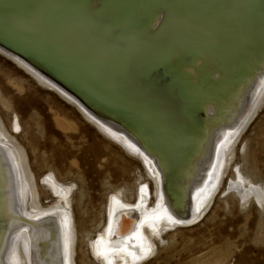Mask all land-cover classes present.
Returning a JSON list of instances; mask_svg holds the SVG:
<instances>
[{"label": "bare ground", "instance_id": "obj_1", "mask_svg": "<svg viewBox=\"0 0 264 264\" xmlns=\"http://www.w3.org/2000/svg\"><path fill=\"white\" fill-rule=\"evenodd\" d=\"M2 1L1 12L14 14L16 5H5L7 0ZM88 1L87 12L93 15L103 0ZM106 1L116 4L114 0ZM164 1L166 5L175 1L185 11H172L170 22L155 38L143 39L138 32L132 34L126 53L114 60L99 50L101 36L77 14H71L72 10L70 14L59 15L58 23L49 9L50 0L33 2L25 13L17 14L21 20L14 17L17 32L32 42L38 40L37 45L45 54L68 64V75L74 81L78 82L82 75L91 76L88 79L91 87L82 88L84 93L132 118H126L128 124H123L110 114L104 117L90 113L34 66L1 48L0 55L27 73L41 89L53 92L75 108L101 135L135 158L143 172L135 176L140 177L139 183L133 179L134 184L113 187L96 225L99 229L94 232L83 229L78 236L73 208L76 183L60 179L49 164L39 175L32 167L37 158L36 148L31 146L30 155L18 140L22 128L17 115L12 111L11 118L6 119L0 112V264H77L78 249L80 264H141L158 253L157 242L162 247V236L168 235V242L177 227L197 224L218 199L226 205L228 199H235L241 207L254 204L264 210V183L243 178L237 168L233 172L236 149L264 106V51L241 48L242 41L259 33L255 27L263 19L264 0ZM162 12L161 8L155 12L152 29L157 27ZM9 17L6 20L11 22L13 18ZM168 34V40L160 42ZM198 40L213 45H194ZM111 43L113 49L117 48L116 42ZM170 43L178 44L169 53L171 61L177 62L190 52V61L181 62L176 73L193 81H198L202 73L224 80L220 91L204 88L205 93H201L205 100L200 105L208 119L214 114L213 103L219 102L221 110L215 119H207L201 126L194 125L196 120L181 107L182 100L174 86L161 76L165 69L156 62L157 55L163 48L169 51L173 46ZM209 46L218 49L220 55L209 50ZM243 53L254 59L255 65L245 66L243 71L240 68V72L234 70L233 76L229 72L231 64L237 62V57L242 59ZM5 78L19 94L25 92L21 77ZM0 108L5 112L12 109L1 90ZM48 110L55 130L69 139L77 124L62 111L51 107ZM137 121L147 128L146 132H151L149 145L142 144L144 129ZM161 141L169 145H160ZM167 154L173 155L168 191L162 186L166 166L157 163L159 157ZM76 162L71 160V166L77 165ZM230 170L228 186L222 188ZM32 219L36 220L30 223ZM115 227L117 235H112ZM78 239L85 250L78 245ZM218 261L202 260L199 264Z\"/></svg>", "mask_w": 264, "mask_h": 264}, {"label": "rangeland", "instance_id": "obj_2", "mask_svg": "<svg viewBox=\"0 0 264 264\" xmlns=\"http://www.w3.org/2000/svg\"><path fill=\"white\" fill-rule=\"evenodd\" d=\"M6 75L21 77L25 92L19 94L8 85ZM0 90L9 99L12 108L8 112L0 108L2 116L9 119L13 111L22 128L18 140L26 146L28 153L31 146L36 148L37 158L32 162L33 169L40 175L49 168L47 166L49 164L60 179L76 183L73 208L78 236L83 234L81 231L83 229L98 230L99 227L96 225L101 220L106 196L111 193L109 191L115 186L134 184L133 179L139 183L140 177L135 176L139 171L143 172L142 166L118 144L88 124L75 108L53 92L41 89L27 73L1 55ZM50 107L66 113L77 124V130L70 134L69 139L55 130L48 110ZM263 107L244 133V138L238 150L236 149L233 163V172L237 168L236 171L243 178H251L262 183H264ZM29 154L31 155V152ZM72 158L77 161L78 167L71 166ZM68 170H71V173H67ZM231 172L232 170L227 172L222 188L228 186ZM227 203L226 205L220 199L216 200L213 208L211 207L212 210L210 209L197 224L177 227L178 230L168 242V235L162 236L160 240L163 243L162 247L157 242L158 248L160 247L158 253L141 264H199L202 260L215 259L219 260L217 264H264V210L260 211L254 204L241 207L235 199H228ZM77 243L85 250L80 239ZM80 256L81 251L78 249L77 264H80Z\"/></svg>", "mask_w": 264, "mask_h": 264}, {"label": "water", "instance_id": "obj_3", "mask_svg": "<svg viewBox=\"0 0 264 264\" xmlns=\"http://www.w3.org/2000/svg\"><path fill=\"white\" fill-rule=\"evenodd\" d=\"M50 1L52 4L50 5L49 9L57 16L56 21L58 23L60 21L59 17L62 16V13L68 12L70 14V11L72 10L71 14H77L78 17L83 19V21H86L87 24L91 26V28L96 34H99L98 36H101V39L99 40V50L108 54L106 55V57L109 56V58H112V60L118 59L126 53L127 45L132 34L138 32V34L141 35L143 39L155 38L159 35V32L163 28H165L164 26L168 22V18H170L172 11L177 10L179 13L185 11L184 7L179 6V4H177L175 1L171 5H166L164 0H157L152 4L150 3L151 0H114L116 4H110L106 0H103L100 6L92 15L87 12V6L89 2L88 0ZM2 2L3 1L0 0V7L3 8L4 3ZM6 2L7 4L5 5L10 4L11 6H16L14 9V14H8L7 12H1L0 10V48L14 56L20 57L23 61L37 68V70L43 76L47 77L51 82L60 86L69 94L74 96L80 102V104L90 113L96 112L99 116H104L107 113L118 119L119 122L123 124H128L127 119H130L132 117L120 112L119 108L113 107L103 100L97 101L94 98L90 97L88 94L84 93L82 88L87 89L89 86L91 87V82L88 81V79L91 78L90 75H82L78 78V82L74 81L72 76L70 74L68 75V64L45 54L44 51L37 45L39 43L38 40L32 42L27 37L17 32L15 27L16 20H14V17L21 20V18H19L17 14L19 15L22 12L25 13L26 7H29L31 4H33V2L38 4L40 0H34L33 2H30V0H7ZM159 8H161L163 12L161 13L157 27L155 29H152L151 23L153 21L155 12ZM30 10H32V8H30ZM9 16L13 18L11 22H8L6 20L10 18ZM255 30L259 32L257 34V37L242 41L241 48L244 50L249 48L257 49L260 52H263L264 16L260 23H258L257 27H255ZM62 33L64 34V32ZM168 36L169 34L161 37L160 42L168 40ZM237 41L239 42V40L235 39V42ZM104 42H106V45ZM111 42H116L117 48L113 49V47L111 46ZM206 43L213 45L212 42H206V40H198L197 42L195 41L193 44L203 47ZM170 44H173V46H171L172 48L170 47L169 51H165L163 48L159 50L161 52L157 55L156 62L159 65H162L165 69L162 72L161 76L163 75L165 77V80L174 86L182 100L181 104L183 106L181 107L184 110L189 111L192 114L193 118L196 120V124L194 125L201 126L204 122L206 123L208 119L204 114L202 106L200 105L205 100V97L203 98L201 93H205L204 88H209L217 92L220 91V87L223 84L224 80L221 79L220 76L212 77L211 75L209 76L207 73H202L198 81H193L194 79H192L191 77L181 76V74L176 73V69L178 68V65L181 62L190 61L188 57L190 52L184 53V55L179 57V61L177 62L171 61L169 53L175 47H177L178 44ZM188 44L190 45L192 44V42ZM208 49L213 50L215 53L220 55L219 50L215 47L209 46ZM110 54L112 56H110ZM236 59L237 62L231 64V67L229 69V72L233 76L234 70L236 72H240V68L241 71H243L244 68H246L247 66L252 68L255 65L254 59H252L248 55H245V53H243L242 59H239V57H237ZM196 93H198L199 95L197 96ZM218 104L219 102L213 103L214 114L208 120L212 121L213 119H215L218 111H221L219 110L220 106H218ZM177 116L178 115H175V118H177ZM130 122L132 123V120H130ZM137 122L140 124H138V126H142V128L144 129L141 136L142 144L145 146L149 145L148 137L150 138L152 136L151 132H146L147 128L143 126L139 121ZM133 127H135V129L140 133L137 125ZM153 137L156 136L153 135ZM159 144L166 146L169 145V142L165 141V143H163L161 141L159 142ZM172 157V154H167L166 156L159 157L157 160V163L159 165H163V167L166 166L165 169H167V171H165V173L162 175V186L163 189L167 191L169 188L168 183L170 180V172L172 173L173 171V168L169 167ZM169 193L170 192H167V194ZM21 217L26 218V216L24 215H22ZM184 217L185 216H183V218ZM35 220L36 219L30 220V223H33ZM115 221L114 225L116 226L118 225L116 223L118 221ZM116 227L112 235H117Z\"/></svg>", "mask_w": 264, "mask_h": 264}]
</instances>
